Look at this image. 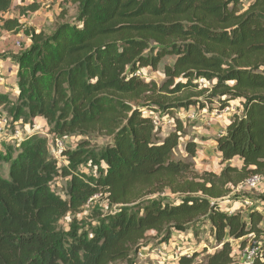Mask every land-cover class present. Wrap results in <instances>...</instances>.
<instances>
[{
  "label": "trees",
  "instance_id": "1",
  "mask_svg": "<svg viewBox=\"0 0 264 264\" xmlns=\"http://www.w3.org/2000/svg\"><path fill=\"white\" fill-rule=\"evenodd\" d=\"M70 1L75 13L61 11L46 34L6 17L13 0H0V28L31 40L14 57L16 94L0 90V108L12 122L32 128L41 118L48 134L83 137L77 149L61 150L63 166L36 131L14 154L9 145L0 152L8 165L0 173V264H133L148 232L166 243L174 229L195 237L207 229L214 240L197 260L198 252L179 253L178 264H239L231 241L240 249L250 235H264L255 206L231 210L244 181L264 178V0ZM165 57L174 60L159 84L139 76ZM234 100L240 111L215 137L218 173L176 157L184 122L174 118L163 136L150 115L223 110ZM94 135L104 138L97 150ZM184 151L194 158L196 143L186 140ZM88 161L96 175L79 169ZM58 177L66 179L61 194L52 189ZM97 194L112 207L107 216L87 230L57 228ZM256 246L251 264H264V240Z\"/></svg>",
  "mask_w": 264,
  "mask_h": 264
},
{
  "label": "rangeland",
  "instance_id": "2",
  "mask_svg": "<svg viewBox=\"0 0 264 264\" xmlns=\"http://www.w3.org/2000/svg\"><path fill=\"white\" fill-rule=\"evenodd\" d=\"M70 1V0H69ZM21 0H14L12 6L8 11V16H14L26 28L34 29L40 28L44 32L50 33L53 30V24L57 20L58 15L61 11H65L69 16L75 13V5L72 3L67 6L65 0H31L27 2L28 4H34L37 6L36 10H21L20 3ZM21 32V31H18ZM18 32H10L0 28V90H6L12 97L13 90L4 88L6 81L10 75V69L17 67L14 62V57L19 54L22 50L28 48L29 45L26 43V38L17 36ZM39 32V31H38ZM23 33V32H22ZM27 38H30L26 35ZM174 57H165L162 59L157 70H152L151 68H142L138 71L140 77L146 81H155L160 83L164 79L163 75V65L171 64ZM5 81V82H4ZM201 85L208 86L209 83L206 81H198ZM232 112H237L236 107L229 105L228 110H219L216 105L206 106L205 108L199 110L195 107H189L187 110H179L174 114V117L162 116L159 114L150 113L155 124L160 126L161 135H165L174 127V118H179L184 122L186 135L180 137L179 145L175 152L177 158L189 159L193 162V167L196 170H200L203 167H218L219 160L216 155V150L213 148L215 137L218 133L223 132L225 126L228 122V118ZM0 115L11 118V114L7 110L0 108ZM30 125L28 122L20 120L17 127L23 134L27 132L24 129V125ZM30 127V126H29ZM31 128V127H30ZM32 131H36L40 136L47 134V125L44 120L38 118L33 121ZM13 129H8V133H5L0 140V152L5 153L7 145H9V150L11 153H15L17 139L11 138L10 132ZM83 140L81 136H72L64 139V146L70 149H77L78 143ZM186 140H193L196 143V155L194 158H190L184 151V144ZM90 148L97 150V147L104 142V138L101 136H92L89 139ZM50 154L55 158V155L51 153V147H49ZM57 159V158H55ZM65 158H58V164L63 166L66 164ZM103 166V162L99 163ZM7 164L0 160V173L3 175L7 171ZM80 170L87 174L96 175V165L90 161L84 163L79 167ZM66 179L55 178L53 181L52 189L61 194V189L65 184ZM236 192L238 197L236 201L231 203V210L238 208L241 210L242 214H245L246 208L255 206L258 211L264 215V180L257 186V188H237ZM241 196L244 199H240ZM239 198V199H238ZM224 204V203H223ZM112 207L108 203L105 196L96 195L93 199L89 200L87 204L82 208V210L72 216L71 214H66L62 217L57 228L63 231H69L72 227L78 228L79 230H87L89 226L95 225L97 220L107 216ZM153 233L148 232L146 238L140 242L139 250L134 257L133 264H178L177 255L180 254H192L198 252L200 255L195 259L197 260L204 252L210 251L214 244V240L208 235L207 229L200 231L197 237L193 235L190 230H178L174 229L170 240L166 243H160L154 239ZM264 240V235L256 238L249 236L243 248L239 247V241H231L232 252L235 260L239 264H250L251 261V251L255 248L256 244H260ZM238 244V246H237ZM237 257V258H236ZM115 264H126L123 262H118Z\"/></svg>",
  "mask_w": 264,
  "mask_h": 264
},
{
  "label": "built area",
  "instance_id": "3",
  "mask_svg": "<svg viewBox=\"0 0 264 264\" xmlns=\"http://www.w3.org/2000/svg\"><path fill=\"white\" fill-rule=\"evenodd\" d=\"M201 81H205L204 79H200ZM229 107V106H228ZM228 107L224 108L225 110H228ZM12 119L8 118L6 116H1L0 115V140H2V137L4 136L5 133H8V129H13L10 134L11 138H15L17 139V141L21 140V138L23 137V133L22 131H20L17 127V124L20 121H16V122H12ZM24 129L27 130L26 133H29L32 131V129L29 127V125H24ZM25 133V134H26ZM47 138V142H48V146L51 147V153H53L55 155V158H64L63 156H61L60 152L62 149H64V139L65 137H57L51 134H46L45 135ZM65 160V159H64ZM264 178L260 177L258 175H254L250 178H248L246 181H244V183L242 184L245 188H257V186L262 182ZM99 195V194H97ZM95 196H93L92 198H90L89 200L93 199ZM258 250V247L255 246V248L253 249V251H251L252 256L255 254V252ZM252 256L250 257L252 260ZM251 264V261L249 262Z\"/></svg>",
  "mask_w": 264,
  "mask_h": 264
},
{
  "label": "crops",
  "instance_id": "4",
  "mask_svg": "<svg viewBox=\"0 0 264 264\" xmlns=\"http://www.w3.org/2000/svg\"><path fill=\"white\" fill-rule=\"evenodd\" d=\"M14 1V0H13ZM22 2L19 4L20 5V7H23V6H27L26 4H27V2H29V1H31V0H21ZM65 3H66V5L67 6H69V5H71L72 4V2L71 1H69V0H65ZM29 5V4H28ZM7 14H8V12L6 13V17H7ZM8 17H14L13 15L12 16H8ZM19 22H21L20 20H19ZM36 27L34 26V29H35ZM36 32H40V31H42V29H40V28H38V29H36L35 30ZM44 31V30H43ZM17 36H20V37H24V38H26V43H27V45H29V43H30V38H27L26 37V35L24 34V33H22V31L21 32H18V34H17ZM22 37V38H23ZM16 72H17V67H13V68H11L10 69V75H9V77L7 78V79H3V80H5L4 82L5 83H3L4 85V88L6 87L5 85H7V88L6 89H11V90H13V94L15 95L16 94V89H14L13 87L15 86V84H16ZM230 106H231V108L232 107H236V109H237V112L238 111H240V104H239V102L237 101V100H234V101H231L230 102ZM234 113H236V112H232L231 113V115L232 114H234ZM38 118H36L34 121H36ZM228 121H229V119H228ZM44 123H45V121H44ZM215 145H216V143L214 142V146H213V148H215ZM216 150V149H215ZM216 155H217V157H218V160H219V165H218V167H203L202 169H200L199 171H201V170H211V171H214V172H216V173H218L219 171H220V169L223 167V165L224 164H221L220 163V158H219V153L216 151ZM232 165H235L236 167H238V168H240L241 167V165H242V160L239 158V157H234L233 159H231L230 161H229ZM264 180V179H263ZM263 180H262V182H263ZM261 184V183H260ZM238 188H245L243 185H240ZM236 243H237V241H236ZM237 246H238V244H237ZM237 250H239V248H237ZM237 258V257H236Z\"/></svg>",
  "mask_w": 264,
  "mask_h": 264
}]
</instances>
